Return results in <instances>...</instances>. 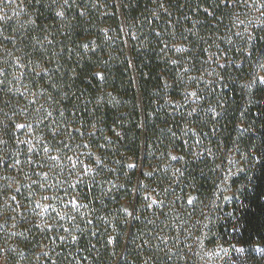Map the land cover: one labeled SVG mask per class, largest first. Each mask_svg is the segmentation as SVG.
I'll return each mask as SVG.
<instances>
[{
    "label": "trees",
    "instance_id": "1",
    "mask_svg": "<svg viewBox=\"0 0 264 264\" xmlns=\"http://www.w3.org/2000/svg\"><path fill=\"white\" fill-rule=\"evenodd\" d=\"M0 264H264V0H0Z\"/></svg>",
    "mask_w": 264,
    "mask_h": 264
},
{
    "label": "rangeland",
    "instance_id": "2",
    "mask_svg": "<svg viewBox=\"0 0 264 264\" xmlns=\"http://www.w3.org/2000/svg\"><path fill=\"white\" fill-rule=\"evenodd\" d=\"M226 250H222V249H219L217 251H211L210 254L208 253V258L210 259V261H214L215 258H220L222 257V255L225 253ZM242 249H236V252H241ZM228 252V251H227Z\"/></svg>",
    "mask_w": 264,
    "mask_h": 264
}]
</instances>
